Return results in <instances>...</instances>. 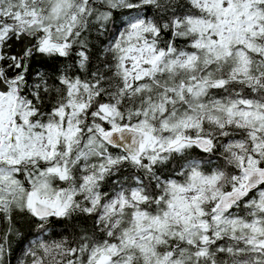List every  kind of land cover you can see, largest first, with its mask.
<instances>
[{"label": "snow or ice", "instance_id": "obj_1", "mask_svg": "<svg viewBox=\"0 0 264 264\" xmlns=\"http://www.w3.org/2000/svg\"><path fill=\"white\" fill-rule=\"evenodd\" d=\"M20 218V264H264V0H0V264Z\"/></svg>", "mask_w": 264, "mask_h": 264}, {"label": "trees", "instance_id": "obj_2", "mask_svg": "<svg viewBox=\"0 0 264 264\" xmlns=\"http://www.w3.org/2000/svg\"><path fill=\"white\" fill-rule=\"evenodd\" d=\"M95 35V33H93ZM103 39V38H102ZM96 43H99L98 41H94ZM20 45L13 42V48L12 51H19ZM34 63H41V61L38 59ZM47 67H55V66H47ZM72 222L69 221L68 224H71ZM77 231H82L83 228L81 224L77 223L76 225ZM16 230L21 234L23 237V240L18 243L17 241L21 240V236L12 235V251L11 253L6 257V259L10 262V264H20V260L23 257V251L22 249L27 247V242L34 240L37 235V229L34 225H30L26 220L20 218L16 221ZM0 232H2V229H0ZM63 234V235H61ZM45 240H57V239H73V229L71 227H65L64 224L60 222H56L53 225L49 226V229L45 236L43 237Z\"/></svg>", "mask_w": 264, "mask_h": 264}]
</instances>
